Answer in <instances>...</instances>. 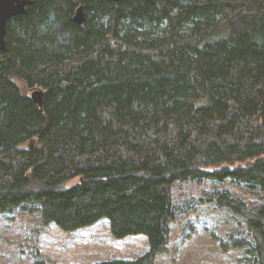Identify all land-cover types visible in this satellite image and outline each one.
Returning <instances> with one entry per match:
<instances>
[{
    "label": "trees",
    "instance_id": "obj_1",
    "mask_svg": "<svg viewBox=\"0 0 264 264\" xmlns=\"http://www.w3.org/2000/svg\"><path fill=\"white\" fill-rule=\"evenodd\" d=\"M32 1L0 49V216L107 220L148 249L95 264H154L190 184L236 221L220 246L264 264V0Z\"/></svg>",
    "mask_w": 264,
    "mask_h": 264
},
{
    "label": "rangeland",
    "instance_id": "obj_2",
    "mask_svg": "<svg viewBox=\"0 0 264 264\" xmlns=\"http://www.w3.org/2000/svg\"><path fill=\"white\" fill-rule=\"evenodd\" d=\"M16 82L24 94L36 89H29L21 80ZM75 182L77 179L68 185ZM225 188L247 202L254 200L245 188L229 184ZM203 189L190 184L177 189L181 208L171 226L169 249L158 255L154 264H240L242 248L220 246L236 233V221L226 211L201 203ZM37 226L36 215L15 212L0 216V264H37L39 260L45 264H95L133 260L148 249L142 235L114 239L107 220L73 232H63L51 224L38 234Z\"/></svg>",
    "mask_w": 264,
    "mask_h": 264
},
{
    "label": "water",
    "instance_id": "obj_3",
    "mask_svg": "<svg viewBox=\"0 0 264 264\" xmlns=\"http://www.w3.org/2000/svg\"><path fill=\"white\" fill-rule=\"evenodd\" d=\"M113 3H118L120 0H108ZM33 4L32 0H0V49L5 47V35L7 22L17 16L26 13L27 7ZM85 21L83 7L79 6L75 11L73 22L77 25H82ZM31 100L39 107L43 104V91L39 88L33 89L30 92Z\"/></svg>",
    "mask_w": 264,
    "mask_h": 264
}]
</instances>
